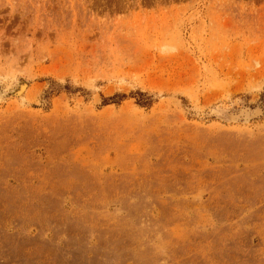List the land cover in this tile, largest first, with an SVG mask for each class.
<instances>
[{"label":"rangeland","instance_id":"374dc122","mask_svg":"<svg viewBox=\"0 0 264 264\" xmlns=\"http://www.w3.org/2000/svg\"><path fill=\"white\" fill-rule=\"evenodd\" d=\"M0 264H264V0H0Z\"/></svg>","mask_w":264,"mask_h":264},{"label":"trees","instance_id":"16d2710c","mask_svg":"<svg viewBox=\"0 0 264 264\" xmlns=\"http://www.w3.org/2000/svg\"><path fill=\"white\" fill-rule=\"evenodd\" d=\"M119 97H126V94H116V95H114L112 97H105L104 98V102H105V104H109L111 102H117L118 100H116V99H118ZM139 104L142 105V106H149L150 102L149 101L139 102Z\"/></svg>","mask_w":264,"mask_h":264}]
</instances>
